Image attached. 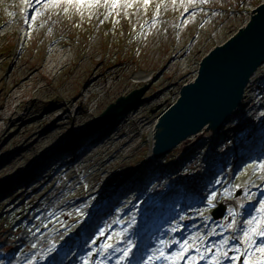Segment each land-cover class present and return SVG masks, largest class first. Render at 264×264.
Here are the masks:
<instances>
[{
    "label": "rangeland",
    "instance_id": "374dc122",
    "mask_svg": "<svg viewBox=\"0 0 264 264\" xmlns=\"http://www.w3.org/2000/svg\"><path fill=\"white\" fill-rule=\"evenodd\" d=\"M201 1L0 0V213L21 216L25 208L41 207L34 219L43 212L44 222L54 220L28 238L29 254L23 251L28 245L18 248L19 264H39L53 246L43 234L56 224L66 226L70 217L87 218L89 231L95 219L87 208L95 204L97 214L102 213L98 198L114 195L133 179L141 159L150 158L156 115L195 76L206 51L264 0ZM131 41L137 43L134 51ZM148 82L146 101L114 124L87 132L110 102ZM157 104L162 107L151 113ZM197 139L190 137L172 152L189 150ZM242 145L247 144L238 142ZM61 147L64 154L57 155ZM227 151L220 146L210 154ZM209 159L195 178L210 170L215 160ZM142 165L147 173L156 166ZM32 171L37 174L33 181ZM251 173L249 168L247 176ZM185 186L206 194L199 184ZM176 191L171 186L166 193ZM235 204L243 212L241 197ZM108 232L101 228V237L94 238L97 246L92 243L86 252L98 258L105 238L117 239ZM121 254L114 252L112 263Z\"/></svg>",
    "mask_w": 264,
    "mask_h": 264
},
{
    "label": "water",
    "instance_id": "95a60500",
    "mask_svg": "<svg viewBox=\"0 0 264 264\" xmlns=\"http://www.w3.org/2000/svg\"><path fill=\"white\" fill-rule=\"evenodd\" d=\"M263 62L264 2L251 10L247 22L234 34L202 56L195 77L179 87L175 102L157 116L152 131V154L164 155L200 131L219 130L241 103L246 85ZM148 86L117 97L93 119L90 130L105 126L138 105ZM160 107L156 106L152 112Z\"/></svg>",
    "mask_w": 264,
    "mask_h": 264
},
{
    "label": "trees",
    "instance_id": "16d2710c",
    "mask_svg": "<svg viewBox=\"0 0 264 264\" xmlns=\"http://www.w3.org/2000/svg\"><path fill=\"white\" fill-rule=\"evenodd\" d=\"M127 24V23H126ZM113 29H115L114 27L111 29H107L108 31L111 30L110 33H108V35H111L113 33ZM133 42V41H131ZM132 44V50L134 51V47H135V44H137L136 42H133L131 43ZM117 59H118V56H117ZM195 149H192L190 150L189 152H187L186 154H181L183 152H179V153H175L173 156H174V160L172 162H170V164L168 165V167H171L173 169V171H175L176 173H173L171 175H175V177H173L174 179L178 180H183V181H180V182H183L184 185H192V182H194V178L195 175L192 177V174H189L187 173V171L184 169V170H180L179 169L182 167V162L185 161L188 157L189 154H191ZM166 159H163L162 161L166 162L165 161ZM172 172V171H171ZM155 175H160V170H157V172L155 173ZM197 178V177H196ZM195 178V180H197ZM145 179V177L143 178ZM143 182H145V184H148L150 182V180H143ZM197 182V181H196ZM11 217V216H10ZM9 216L6 217L5 219H2L1 218V215H0V241H5L6 238H12L14 236H10V234L12 235L13 234V224H14V220H12ZM21 228V226H19L17 229ZM16 229V230H17ZM6 242H8L6 240Z\"/></svg>",
    "mask_w": 264,
    "mask_h": 264
},
{
    "label": "snow or ice",
    "instance_id": "6c2138e0",
    "mask_svg": "<svg viewBox=\"0 0 264 264\" xmlns=\"http://www.w3.org/2000/svg\"><path fill=\"white\" fill-rule=\"evenodd\" d=\"M69 2H71V0H69ZM258 167L260 169H264V163H260ZM256 212L258 214H264V201L260 203V207L256 209ZM254 223H257V224L260 223V219L258 218V216H254L251 220H248L249 225H252ZM229 226L231 227V225ZM243 235H244L245 241L248 242L249 249H251L252 246H255V251L261 254V256L258 257L257 259H246L244 261V264H264V243L257 244L256 240L253 239V236L264 238V229L250 227L247 231L243 233ZM186 244H187V241H185V245ZM182 248L185 251L187 250L186 247H184V245H182ZM161 255H163V253H161ZM178 255L182 257V253Z\"/></svg>",
    "mask_w": 264,
    "mask_h": 264
},
{
    "label": "bare ground",
    "instance_id": "6f19581e",
    "mask_svg": "<svg viewBox=\"0 0 264 264\" xmlns=\"http://www.w3.org/2000/svg\"><path fill=\"white\" fill-rule=\"evenodd\" d=\"M195 137L197 138V137H199V136L196 135Z\"/></svg>",
    "mask_w": 264,
    "mask_h": 264
}]
</instances>
